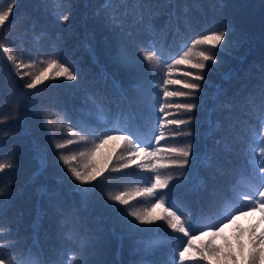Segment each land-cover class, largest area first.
<instances>
[{
    "label": "trees",
    "instance_id": "1",
    "mask_svg": "<svg viewBox=\"0 0 264 264\" xmlns=\"http://www.w3.org/2000/svg\"><path fill=\"white\" fill-rule=\"evenodd\" d=\"M69 2L70 10L54 9L51 0H47V6L42 5L40 0H0V11L6 10L9 4L12 5L8 20L4 26H0V43H5L10 49L9 53L0 49V116L10 117L16 101L23 102L19 119H9L5 123H0V131L11 133L0 140L5 153L0 158L7 159V153H14L16 157V168L0 173V184L3 185L1 187H6L4 196L11 198V202L5 208V220L16 226L19 237L33 249L34 254L36 250L42 248L34 249V245L39 246L44 242L48 234L44 231L51 227L45 220L43 226H37V223L42 220L46 211L55 212L57 208L50 207L43 198L48 187L41 185L40 180L49 177L43 170L39 173L33 170L37 167L33 142L48 145L47 138L50 137L48 129L44 127V117L38 112L41 103L52 102L64 105L73 114V121L79 120L90 129H99V131L79 133L91 137L93 141L99 137L100 131L114 125L127 124L139 133L146 134L149 130H156L154 124L158 121V117L163 115L156 102L157 93H159L158 99L163 101V89L159 87L156 92L150 93L144 87L142 90L140 87H134L132 83L145 81L144 77L141 75L139 80L134 79L127 69L116 62L118 46L115 40H120L121 32L119 28L112 27L106 17L117 9L121 13L126 9L131 13V0L128 5L114 4L113 8L107 10L102 7L103 0H69ZM147 3L148 7L144 11L151 14L152 24L157 26V30H164L168 47L179 38V47L175 52L186 51V47L183 46L190 44L195 35L204 34L210 25H214L216 30L230 29L225 44L227 50L217 52L219 62L205 69L206 79L202 83L203 91L198 97L199 107L193 111L190 126L182 125L180 128L182 133L191 132L193 135L182 139L180 136H172L171 126L170 130L165 129L166 139H176L169 142L171 145L175 147H183L189 143L194 145L195 155L191 157V166H186V179L182 180V183L187 186L184 189L185 211L191 216H196L201 210L205 213L209 212L210 205L205 187L197 193L191 191L194 186L204 185L207 190L214 188L215 199L219 203L231 196L234 189L243 192L248 190L247 185L255 184L252 168L246 167V160L251 157L246 156L243 149L247 147V140L250 138L246 130L250 131L254 126L253 106H258L262 99L260 90L261 85L264 84V0H219V2L218 0H147ZM54 11L61 15L70 11L69 22L67 24L59 22L53 15ZM132 20L133 16L129 15L117 20V24H122L127 29ZM225 25L228 29L224 27ZM133 31L142 34L143 26L135 25ZM41 33L44 35L41 36ZM123 34L126 35V32ZM38 36L41 37L39 41L35 39ZM206 48L207 46L194 48L193 59H196L195 52ZM37 49L39 52L36 51ZM21 51L26 53L23 63L29 61V53L36 56H39L40 52L48 55L54 53L61 62L66 61L72 70L78 73L79 81L72 83L63 78L46 81L27 97L22 96V83L14 82L15 77L12 74L14 64L8 60L9 55L20 58ZM168 63L171 61L169 60ZM35 65L39 68L44 67L38 61ZM178 67L179 70L173 73V78L176 80L190 79L183 73L195 71L186 65ZM22 71L29 72L30 68L25 67ZM162 73L164 74L165 71ZM161 78L159 83H162ZM114 82L118 87H114ZM168 87L171 91H187L183 89L182 84ZM217 90L220 91V95L214 97ZM137 94L145 98L141 100ZM125 95L127 99L124 98ZM172 100L174 104L193 102L192 98L186 97H176ZM225 104H230L231 108L222 107ZM229 115L231 119H225ZM174 118L188 119V116L177 113ZM73 121L68 123L71 125ZM217 121L225 130L235 122V132H238L242 139L233 141V152L229 154L234 166H229L223 175L217 174L216 179L211 180L209 169L199 163V158L205 152L213 155L215 148L222 161V146L215 147V140L220 139L222 133L209 135V125L214 126ZM56 124L65 125L58 119ZM156 134H159L158 130ZM71 138L78 139L74 136ZM152 139L155 140L154 137ZM229 140L232 141L231 136ZM163 142L165 141H161L160 144ZM87 144L88 142H81L76 145L85 149ZM51 150L54 149L49 147L48 151ZM215 159L214 156V161ZM60 166L64 167L62 163ZM123 171L124 175L109 178L85 198V200H93L92 195L97 194L96 211L102 206V210L106 209L102 198L107 194L108 189L116 190L120 186L123 191H133L137 186H143L142 182L147 180V174L138 175L142 171L140 169ZM162 174L175 176L176 170H162ZM104 185L107 187L103 189ZM27 194L36 195L37 198L32 203H27L24 201ZM75 198L83 197L80 195ZM144 206L142 205L141 208ZM240 217L246 222L251 220L253 225L258 224L257 230L264 228L259 210L247 211ZM164 230L166 229L157 231L154 238H158L157 246L166 254L162 256L160 264H171L173 249L167 241L174 236L173 233L167 232L171 230ZM151 231L148 229L139 233L136 242L142 235ZM205 235L204 241L208 239L207 234ZM229 235L231 236V233ZM220 237L221 235H218L214 243H218ZM126 260L132 263L134 259L130 256ZM155 260L157 258H154Z\"/></svg>",
    "mask_w": 264,
    "mask_h": 264
},
{
    "label": "snow or ice",
    "instance_id": "2",
    "mask_svg": "<svg viewBox=\"0 0 264 264\" xmlns=\"http://www.w3.org/2000/svg\"><path fill=\"white\" fill-rule=\"evenodd\" d=\"M40 2L47 6V0H40ZM128 3L129 0H103L102 7L107 10L113 8L114 4L128 5ZM131 3V13L127 9L122 13L117 9L113 10L106 19L112 27L119 28L121 32L116 62L127 69L134 79L141 78L142 61L152 69L158 67L162 71L167 68V72L161 78L162 83L158 82L159 87L163 89L164 98L163 101H160L159 93H157L156 102L159 104L160 113L163 114L154 124V128L158 130L159 134H156V130H149L146 134H141L127 124L114 125L100 131L99 137L85 151L65 155L68 145L87 142V136L80 135V132H94L99 129H90L79 120L73 121V114L64 105L42 102L38 112L44 117V127L50 133V146L55 150L51 163L54 167H60L62 163L66 169V171L61 170L63 177L84 198H87L93 189L101 186L109 178L124 175L123 170L135 168L142 170L138 175L147 174V180L142 182L143 186H137L133 191H118L115 194L109 192L106 194L104 204L114 222L119 223L121 229L129 237L137 232L160 227L158 222L165 224L172 233L179 234L176 236L178 243L174 248L171 264H264V228H260L257 232L258 224L251 225L248 229L237 225L234 234L235 244L227 237L224 238L223 245L214 243L225 224H235L237 217L246 214L247 211L259 210L261 220L264 221V84L261 85L260 104L253 106L254 126L250 131L246 130V134L250 138L247 140V147L243 149V153L251 157L246 160V167L252 168L255 184L247 185L248 190L243 192L234 189L231 196L219 203L215 199L214 188L207 190L204 185L194 186L191 191L197 193L202 187H205L210 205L209 212L205 213L201 210L194 218L184 210L183 205L166 199L172 189L178 188L180 182L186 179V166H191V157L195 155L194 145L189 143L183 147H175L165 146L160 142L166 141L165 129L169 126H175L171 132L174 137L180 136L183 139L193 135L191 132L182 133L180 128L182 125L190 126L193 111L199 107L198 97L203 91L202 83L206 79L205 69L219 62L217 52L227 50L225 44L230 29L228 31L216 30L214 25H210L204 34L195 35L190 44L183 46L186 47V51L169 52L167 35L164 30H157L152 24L151 14L144 11L148 7L147 0H131ZM51 4L54 9L67 8L70 10L71 8L69 0H51ZM11 9L12 5L9 4L6 10L0 11V26L5 25ZM53 15L63 24L69 22L70 11H66L62 15L54 11ZM129 15L133 16V20L127 29L122 24H117V20ZM135 25L143 26L142 34L134 33ZM224 27L228 29L227 25ZM125 32L126 35L123 34ZM43 35L44 33H41V36ZM40 38V36L35 37L37 41ZM201 46H207V48L195 52L196 59H193V49ZM0 49H3L5 53L10 52L5 43H0ZM36 51L39 52V49ZM25 54L24 51H21L20 58L13 55L8 56V60L14 64L12 72L15 77L14 82L22 83V96L27 97L46 81H56L60 78L72 83L79 81L78 73L73 71L66 61L61 62V59L54 53L48 55L40 52L39 56L29 53L27 65L22 62ZM169 60L171 63H168ZM37 61L44 65L38 74L22 71L25 67L33 66ZM153 62L155 63L153 64ZM181 65L189 66L195 70L183 73L190 79L170 78ZM178 84H182L183 89L187 91L169 90V85ZM114 87H118L116 82H114ZM134 87L138 88L139 85L136 84ZM219 95L220 91L217 90L214 97ZM176 97L192 98L193 102L169 103L172 98ZM124 98L127 99V96L125 95ZM22 107V100H17L12 115L10 117L0 116V123H5L9 119H19ZM222 107L231 108V105L225 104ZM172 108L186 114L188 119H168L173 115L168 109ZM57 119L67 125L69 135L78 139L64 138L61 129L56 124ZM225 119H231V115ZM68 121H73V124L69 125ZM78 128L79 131H77ZM218 132H221L222 135L220 139L215 140V147L222 146V161L220 155L215 152V148L213 155L205 152L199 158V163L209 169V179L211 180H215L217 174L223 175L229 166H234V162L229 159V154L233 152V141L242 139L240 134L235 132V122L230 124L226 130L222 128L219 121L214 126L209 125V135ZM10 134L0 131V140ZM58 134H60L59 139L57 138ZM230 136L232 141L229 140ZM152 137L155 138L154 141ZM110 142H113L111 152L100 162L94 163L92 159L94 154ZM32 147L35 154L34 159L39 164L37 169V173H39L49 164V145H41L34 141ZM4 155L3 146L0 145V157ZM214 156L216 157L215 161ZM7 157V159L0 158V173L16 168L14 153H7ZM80 158H87V163L74 166ZM166 169H175L176 175L162 174V170ZM165 189L168 191H164ZM5 191L6 187H0V264H40L33 249L19 237L16 226L5 220V208L11 202L10 197L4 196ZM56 195L57 193H52L50 201ZM140 202L144 203L143 208L134 207V203ZM53 207H57V205L53 204ZM158 208L162 209V212L157 213ZM61 215H67L77 221L80 219L75 211L66 214L61 211ZM60 223L63 225L65 221L61 220ZM205 233L208 239L201 245H195L193 241ZM76 235L73 230L61 229V245L56 250L60 257V264H91L90 249L93 246V241L85 243L84 239H81L80 247H75L73 245ZM180 241L184 242L180 243ZM52 264H56V261H52Z\"/></svg>",
    "mask_w": 264,
    "mask_h": 264
},
{
    "label": "rangeland",
    "instance_id": "3",
    "mask_svg": "<svg viewBox=\"0 0 264 264\" xmlns=\"http://www.w3.org/2000/svg\"><path fill=\"white\" fill-rule=\"evenodd\" d=\"M157 29V26L155 27ZM138 32V31H137ZM120 40H115V44L119 46ZM179 38L175 39V43L168 47V50L170 52H175L178 50ZM118 51V50H117ZM116 51V52H117ZM155 62H153L154 64ZM25 64H28V62H25ZM30 71L29 73L38 74L39 71L42 70V68L36 67L34 64L33 66L29 67ZM141 75L144 77L145 81H138V83H132V85L138 84L140 89L146 88L148 92L157 91L159 88V78L162 77L163 71L165 73L167 70H160L158 67L155 69L149 68L145 62H141ZM174 74L170 77L172 79ZM147 86V87H146ZM138 97L142 100L145 97L140 96L137 94ZM135 95V98L137 97ZM169 103L174 104L173 100L169 101ZM173 115L169 116L168 119H173L174 115H176L177 112L175 108L168 109ZM181 115L183 113H180ZM69 124V123H68ZM70 125V124H69ZM61 129V132L66 139H72L71 135L68 134V127L67 125L59 126ZM167 130H170V126L167 128ZM171 130H173V126H171ZM58 139L60 138V134H58ZM48 145L51 147V138L48 137ZM176 140V139H174ZM172 139H166L165 142H163L162 145L165 146H173L169 142L174 141ZM87 147L85 149L78 147L76 144L68 145L67 150L65 151V155H73L77 154L79 152L85 151L86 148L92 146V138L87 136ZM113 147V142H110L108 145H104L99 149L98 152L94 154L93 162L98 163L100 162L104 157H106ZM180 147V146H179ZM52 148V147H51ZM48 159L49 164L48 166L43 169L44 173L49 177L41 181V185L48 187L46 192H44L43 198L47 200L50 207L53 206V204L57 205V208L55 209V212H49L46 211L42 220L37 223V226H43V220L47 222L48 226H51L49 230L44 231V233H48L45 238L44 242H41L39 246L34 245V249H39V247H42L41 250H36L35 254L37 257V260L40 261V264H52V261H56V264H60V257L58 252L56 251L60 245H61V229L67 231V230H73L76 235V240L73 246L80 247V240L84 239L85 243L88 241H93V246L91 247V264H113V262H116V264H132L128 263L126 258L131 256V259H140L141 257L146 256V252L153 249L154 246L147 248L144 246V244H140L136 242L139 233L137 232L135 235L129 237L122 229L119 223L114 222V220L111 218V214L109 213L108 209H103V206L101 209L96 211V199H98V196L96 193L92 195L93 200H88L83 198L76 197L80 196V194L76 191H74L71 188V183L65 179L62 175V169L66 171L64 167H54L51 163L53 156L55 155V150L48 151ZM241 157V156H240ZM87 163V158H80L76 165L74 166H80ZM39 168V164L37 162V167L33 170H36ZM63 181V182H62ZM3 186L0 184V187ZM100 187V186H98ZM107 186H103L104 189ZM187 186L180 182V186L178 188L172 189V191L168 194V199H170L172 196L176 195L175 193L178 190L185 189ZM67 189V190H66ZM102 189V190H103ZM118 191H123L120 186L114 190V188H110L107 190V193L111 192L115 194ZM164 191H168L165 189ZM57 193V195L54 197L53 200L50 201V196L52 193ZM187 194V193H186ZM188 195V194H187ZM105 196H103V200H105ZM37 198L36 195L27 194L24 197V201L27 203H32V201ZM96 198V199H95ZM143 202H141L142 204ZM180 205L184 206V209H186V203L182 202ZM136 208H139L137 206ZM61 211L65 214L70 211L77 212L79 216V220H75L72 217H69L67 215L62 216ZM95 213H91L94 212ZM157 213L162 212V209H157ZM64 220L65 223L61 225L60 221ZM160 224V227H153L150 229L153 230H162L166 229L164 231L170 230L167 229V226L163 224L162 222H158ZM237 225L241 228L246 229L249 228V226L253 225L252 221L249 220L248 222L242 220V218L239 216V218L236 219L235 224H225L222 231H221V237L219 238L218 243H215L216 245H223L224 244V238L227 237L229 240L232 241L233 244H235L234 234L236 231ZM121 230V231H120ZM257 230V229H256ZM260 229L257 230L259 232ZM144 232V231H142ZM171 232V231H167ZM172 233V232H171ZM231 233V236L229 235ZM175 234V233H173ZM206 234V233H205ZM200 235L198 239H195L193 243L195 245H201L206 235ZM246 238V234H245ZM47 243V245H46ZM154 251V250H153Z\"/></svg>",
    "mask_w": 264,
    "mask_h": 264
}]
</instances>
